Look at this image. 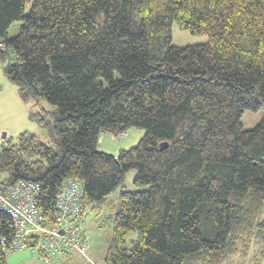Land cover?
<instances>
[{
    "label": "trees",
    "instance_id": "obj_1",
    "mask_svg": "<svg viewBox=\"0 0 264 264\" xmlns=\"http://www.w3.org/2000/svg\"><path fill=\"white\" fill-rule=\"evenodd\" d=\"M172 25L206 42L174 46ZM0 41L19 97L53 106L33 116L56 144L7 138L0 192L38 184L51 220L64 181L86 208L133 169L145 188L120 192L105 264H225L252 243L264 261V116L240 122L264 108V0H0ZM131 128L136 146L98 151ZM13 233L0 210V264Z\"/></svg>",
    "mask_w": 264,
    "mask_h": 264
},
{
    "label": "rangeland",
    "instance_id": "obj_2",
    "mask_svg": "<svg viewBox=\"0 0 264 264\" xmlns=\"http://www.w3.org/2000/svg\"><path fill=\"white\" fill-rule=\"evenodd\" d=\"M21 25V22H14L8 29V36H15ZM171 36L172 45L174 46L206 42V38L191 36L184 31H180L175 25H172ZM6 65V61H0V133H6L7 138H11L14 141L18 134L27 131L38 136L41 141L50 147H56L55 142L49 137L47 131L38 126L33 116V113L38 111L39 107L52 111L53 106L44 100H40L38 105H34L31 100H22L18 95L16 84L5 73L4 67ZM263 116V107H260L257 111L243 110L240 120L242 129L251 130L255 128ZM142 135L143 130L139 128L128 129L126 134L120 138L108 133L102 143H98L97 149L110 155H116L120 150L136 146ZM3 176H0V180ZM134 176L135 170L127 171L109 196L100 202L87 206L82 221L83 232L89 241L86 256L83 257L78 253L71 252L60 259L46 263L34 258L29 249H24L8 254L6 256V264H105L104 257L112 236L114 215L119 209L120 192L145 188L134 186ZM263 216L264 211L261 218ZM136 236L137 233L134 231L127 235L125 239L127 248H130L131 242L136 239ZM259 251L260 247L258 244L252 243L248 250H243L225 264H264V261L260 260Z\"/></svg>",
    "mask_w": 264,
    "mask_h": 264
},
{
    "label": "built area",
    "instance_id": "obj_3",
    "mask_svg": "<svg viewBox=\"0 0 264 264\" xmlns=\"http://www.w3.org/2000/svg\"><path fill=\"white\" fill-rule=\"evenodd\" d=\"M5 48L0 41V50ZM38 194L39 185L27 181H17L0 192V210L9 216L14 232L5 252L10 254L27 248L34 258L46 263L71 252L86 256L89 241L82 229L86 212L83 184L77 180L62 183L55 199L56 215L51 220L36 206ZM6 240L3 238L1 243L4 245Z\"/></svg>",
    "mask_w": 264,
    "mask_h": 264
},
{
    "label": "water",
    "instance_id": "obj_4",
    "mask_svg": "<svg viewBox=\"0 0 264 264\" xmlns=\"http://www.w3.org/2000/svg\"><path fill=\"white\" fill-rule=\"evenodd\" d=\"M1 137H2V140H1V142H0V146L1 147H4L5 146V144H6V141H7V136H6V133H2V135H1ZM166 143H161L160 145H159V147L161 148V149H165L166 148Z\"/></svg>",
    "mask_w": 264,
    "mask_h": 264
},
{
    "label": "crops",
    "instance_id": "obj_5",
    "mask_svg": "<svg viewBox=\"0 0 264 264\" xmlns=\"http://www.w3.org/2000/svg\"><path fill=\"white\" fill-rule=\"evenodd\" d=\"M108 133H102L101 135V137H99V140H98V143H102V141L106 138V135H107Z\"/></svg>",
    "mask_w": 264,
    "mask_h": 264
}]
</instances>
